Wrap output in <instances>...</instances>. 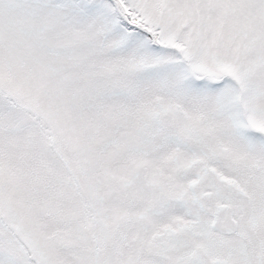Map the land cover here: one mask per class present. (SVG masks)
Wrapping results in <instances>:
<instances>
[{"label":"snow or ice","instance_id":"6c2138e0","mask_svg":"<svg viewBox=\"0 0 264 264\" xmlns=\"http://www.w3.org/2000/svg\"><path fill=\"white\" fill-rule=\"evenodd\" d=\"M0 264H264V0H0Z\"/></svg>","mask_w":264,"mask_h":264}]
</instances>
